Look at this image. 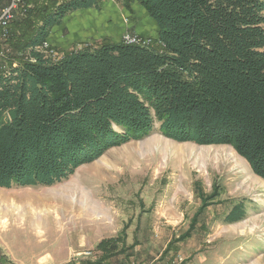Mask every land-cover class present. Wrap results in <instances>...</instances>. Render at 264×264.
I'll return each instance as SVG.
<instances>
[{
  "label": "trees",
  "instance_id": "obj_1",
  "mask_svg": "<svg viewBox=\"0 0 264 264\" xmlns=\"http://www.w3.org/2000/svg\"><path fill=\"white\" fill-rule=\"evenodd\" d=\"M115 1L138 2L158 38L42 51L68 14L103 0H25L0 37V188L60 184L156 123L178 143L232 148L264 180V0ZM119 243L82 264L117 259Z\"/></svg>",
  "mask_w": 264,
  "mask_h": 264
},
{
  "label": "rangeland",
  "instance_id": "obj_2",
  "mask_svg": "<svg viewBox=\"0 0 264 264\" xmlns=\"http://www.w3.org/2000/svg\"><path fill=\"white\" fill-rule=\"evenodd\" d=\"M41 49L63 56L51 43ZM78 170L92 226L97 204H105L106 222L118 230L114 238H123L115 264H264V180L232 148L178 143L156 123ZM71 178L52 187L0 188V236L31 233L37 210L53 222L58 214L60 229L70 230L71 200L81 198ZM0 256L10 264L1 247Z\"/></svg>",
  "mask_w": 264,
  "mask_h": 264
},
{
  "label": "crops",
  "instance_id": "obj_3",
  "mask_svg": "<svg viewBox=\"0 0 264 264\" xmlns=\"http://www.w3.org/2000/svg\"><path fill=\"white\" fill-rule=\"evenodd\" d=\"M10 1L0 0V16ZM126 33L157 39L159 29L138 2L132 3L131 9H128L115 0H103L100 9L91 8L68 14L61 25L52 29L49 41L64 53L105 40L120 43ZM81 174L77 170L71 178L73 195L81 196L71 200L70 220L73 227L69 226L70 230L64 232L55 220L57 213L55 217H50L53 222L47 217L43 219V215L37 210L31 233L19 231L0 236V247L10 264H82L87 261L97 262L103 258V253L98 251L99 244L113 239L118 230L114 232V228L111 229V225L107 224L106 205L101 203L97 204L98 210L93 216L98 219L94 220L97 223L92 226L90 199L82 190L87 188L86 178L81 177ZM56 211L60 212L58 208ZM86 253H90V256H86ZM96 254L102 256L97 258ZM103 264H115V260L108 259Z\"/></svg>",
  "mask_w": 264,
  "mask_h": 264
},
{
  "label": "built area",
  "instance_id": "obj_4",
  "mask_svg": "<svg viewBox=\"0 0 264 264\" xmlns=\"http://www.w3.org/2000/svg\"><path fill=\"white\" fill-rule=\"evenodd\" d=\"M25 5V0H11L10 3L3 8L0 16V37H7L8 35V27L10 23L13 21L15 13ZM123 43L126 45H142L149 46L152 43L150 38H144L137 34L126 33L122 37ZM45 50H48L49 43L46 42L43 47ZM49 52V53H48ZM46 52L48 55L53 56L55 52L50 50ZM4 56V51L0 49V57ZM86 256H90V253H86ZM175 264V263H173Z\"/></svg>",
  "mask_w": 264,
  "mask_h": 264
},
{
  "label": "bare ground",
  "instance_id": "obj_5",
  "mask_svg": "<svg viewBox=\"0 0 264 264\" xmlns=\"http://www.w3.org/2000/svg\"><path fill=\"white\" fill-rule=\"evenodd\" d=\"M168 150V149H167ZM167 152V151H166Z\"/></svg>",
  "mask_w": 264,
  "mask_h": 264
}]
</instances>
